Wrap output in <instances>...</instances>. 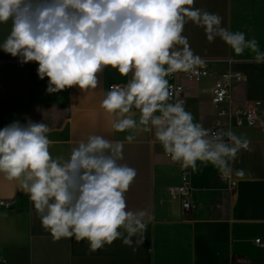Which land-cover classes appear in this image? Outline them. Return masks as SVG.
Returning <instances> with one entry per match:
<instances>
[{"label": "clouds", "instance_id": "obj_1", "mask_svg": "<svg viewBox=\"0 0 264 264\" xmlns=\"http://www.w3.org/2000/svg\"><path fill=\"white\" fill-rule=\"evenodd\" d=\"M195 2L0 0V24L11 20L0 49L22 65L36 62L39 79L48 78L49 94L94 90L106 67L131 74L126 84L111 85L100 102L113 118V131L127 133L123 141L129 143L135 133H150L182 169L197 172L199 161L227 178L238 153L251 150L250 141L195 122L174 99L168 78L205 67L183 34L189 22L204 29L209 43L219 38L237 56L248 50L257 64H264V51L255 38L222 27L221 16L193 7ZM25 119L0 128V174L28 194L53 239L86 240L91 251L117 239L130 247L142 244L150 218L127 209L125 193L137 172L119 162L123 141L89 135L65 159L50 151L49 126ZM235 176L243 178L245 171L237 169Z\"/></svg>", "mask_w": 264, "mask_h": 264}, {"label": "crops", "instance_id": "obj_2", "mask_svg": "<svg viewBox=\"0 0 264 264\" xmlns=\"http://www.w3.org/2000/svg\"><path fill=\"white\" fill-rule=\"evenodd\" d=\"M193 7L218 14L222 27L255 38L264 51V0H196ZM10 29L11 20L0 24V44ZM183 34L209 69L199 81L189 80L186 73L175 74L184 88L185 109L205 128L230 129L250 141L251 150H241L232 163L229 178L236 182L234 190L211 164L198 161L199 170L193 173L170 162L150 133H135L129 143L123 141L127 133L113 131V118L100 102L110 85L126 84L131 74L123 77L106 67L94 90L73 87L49 94L48 78L39 79L36 62L22 65L0 49V128L15 120L25 123L26 117L44 122L50 128L52 155L65 159L89 135L123 141L119 162L137 172L125 193L127 209L143 210L150 218L142 244L130 247L117 239L91 251L86 240H54L42 227L28 194L0 174V198L12 201L10 209L0 211V264H264V64H257L248 50L235 55L219 38L209 43L204 29L191 22ZM226 70L242 76L230 89L228 108L256 111L261 115L258 122L235 126L233 120L218 116L210 90L216 76ZM237 169H243L245 177L235 176ZM183 170L192 187L189 213L168 193L180 183Z\"/></svg>", "mask_w": 264, "mask_h": 264}, {"label": "built area", "instance_id": "obj_3", "mask_svg": "<svg viewBox=\"0 0 264 264\" xmlns=\"http://www.w3.org/2000/svg\"><path fill=\"white\" fill-rule=\"evenodd\" d=\"M203 60L205 61V67L197 68L192 72L186 73V78L193 81H199L201 78L208 76V61L206 59ZM241 80L242 76L239 73H232L228 70L222 71L216 76V79L214 80L210 90L211 103L217 110L218 116L227 117L230 120H233L235 126L252 125L258 122L261 118V115L253 110L228 108L230 89L232 85L240 83ZM169 83L173 86L174 99L181 101L183 105H185V99L183 95L184 88L177 82L175 74L170 77ZM110 86L108 87L107 91L109 90ZM212 130L217 131L221 130V128L214 127ZM166 158L172 162L167 155ZM224 179L228 182L229 190H234L236 187V182L229 177ZM168 193L172 199H176L180 203L183 212L189 213L191 211L192 204L190 198L192 194V187L188 180L187 170L182 171L180 183L169 187ZM11 207V200L0 198V211L10 209Z\"/></svg>", "mask_w": 264, "mask_h": 264}, {"label": "trees", "instance_id": "obj_4", "mask_svg": "<svg viewBox=\"0 0 264 264\" xmlns=\"http://www.w3.org/2000/svg\"><path fill=\"white\" fill-rule=\"evenodd\" d=\"M235 264V263H234Z\"/></svg>", "mask_w": 264, "mask_h": 264}]
</instances>
